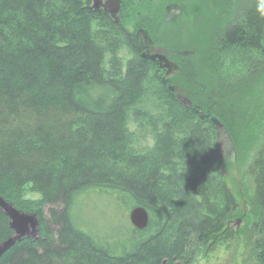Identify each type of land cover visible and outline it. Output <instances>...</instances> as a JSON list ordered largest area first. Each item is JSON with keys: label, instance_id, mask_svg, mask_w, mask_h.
Listing matches in <instances>:
<instances>
[{"label": "trees", "instance_id": "trees-1", "mask_svg": "<svg viewBox=\"0 0 264 264\" xmlns=\"http://www.w3.org/2000/svg\"><path fill=\"white\" fill-rule=\"evenodd\" d=\"M132 38L82 0H0V197L41 221L37 238L18 241L0 264H191L199 248L229 249L235 235L221 227L242 216L244 197L264 253V121L243 178L232 173L236 193L210 120L232 130L218 101L264 84V0H248L204 52L179 35L164 45L181 68L167 82ZM131 124L151 147L137 148ZM139 207L149 215L143 231L130 222ZM89 214L127 226L100 232L83 221ZM14 236L0 207V244Z\"/></svg>", "mask_w": 264, "mask_h": 264}, {"label": "rangeland", "instance_id": "rangeland-1", "mask_svg": "<svg viewBox=\"0 0 264 264\" xmlns=\"http://www.w3.org/2000/svg\"><path fill=\"white\" fill-rule=\"evenodd\" d=\"M180 1L183 3L185 12L181 25L178 27V35L180 38H184L185 42L192 43L200 53L206 51L207 46L214 43L218 36L223 35L230 26L239 21L240 14L248 0ZM119 57L124 63L131 60L133 57L125 44L124 47L120 46ZM231 61V59L227 60L226 63L230 64ZM160 76L163 77V72L160 73ZM163 78L165 79V77ZM258 80L261 82L260 79ZM259 82L255 80L253 84L246 86L245 90L236 93V95L231 94V96H229V102H222L219 100L218 104L215 106L219 109V112L227 116L226 121L232 127V130L227 129L226 132H220L219 137L217 133L215 152L218 154L217 149L219 148L221 150L220 156L221 161H223V169L229 174L227 177L231 180L230 186L236 193L239 190L236 181L232 178V173H235L234 178L237 177L238 174L236 173L238 169L241 178H243L251 159L249 151L254 145L253 138L257 137L259 134V126L261 125V121H264V84ZM130 129L133 133L140 134V139L137 143V148L139 150L152 146L149 132L143 131L141 133L133 124L130 125ZM218 138L220 139L218 140ZM217 143L219 147H217ZM239 155H241L242 158H240ZM230 167H234V170ZM37 197V195L30 196L31 199H36ZM95 202L96 210L98 208L97 203L100 202ZM239 207L243 212L242 216L233 218L231 221L228 220L227 223L223 224L221 227L223 233L232 231L235 235V241L230 243L229 249L217 248L215 250H209L211 253L207 255L203 247L202 249L199 248V250H197V255H194L193 259L192 256H190L192 259L191 264H264V253L258 250L256 244L259 238L258 218L254 215L253 209L247 198L244 197L241 199ZM22 214L34 216L27 213ZM100 214L101 212L98 214L96 213V215ZM125 214H127V212H125ZM46 215L49 217L47 219L50 220V214L47 212ZM91 216L90 214L85 215L86 218H83V221L86 223L87 220H91L95 227H99L100 232L106 231L110 234H117L121 226L120 223H125L127 226V218H122V220L111 219L109 227L107 228V226L104 225L105 220H101L100 216L99 218H94L92 214ZM37 222L39 226L37 224H35V226L37 225L39 229L41 221L36 217V223ZM103 225L106 227L105 230L100 227ZM32 226V224L29 225L30 235L37 230L36 227ZM191 252H195L194 247ZM9 263L11 264V261L7 264Z\"/></svg>", "mask_w": 264, "mask_h": 264}, {"label": "flooded vegetation", "instance_id": "flooded-vegetation-1", "mask_svg": "<svg viewBox=\"0 0 264 264\" xmlns=\"http://www.w3.org/2000/svg\"><path fill=\"white\" fill-rule=\"evenodd\" d=\"M82 3L90 14L105 19L111 28H120L128 36H134V42L143 47L141 56L146 50L138 32L146 30L154 44L149 56L165 55L179 65L164 45L178 44V27L185 12L180 0H82ZM162 72L165 82L180 73L166 77V70Z\"/></svg>", "mask_w": 264, "mask_h": 264}, {"label": "water", "instance_id": "water-1", "mask_svg": "<svg viewBox=\"0 0 264 264\" xmlns=\"http://www.w3.org/2000/svg\"><path fill=\"white\" fill-rule=\"evenodd\" d=\"M138 34L141 36L145 52L142 54V58L157 62L160 70H166V77H171L173 75H176L178 72L181 71L180 66L177 63H174L170 61L165 55L157 54L153 56H149L150 50L154 47L153 41L149 35V33L146 30H141L138 32ZM166 79V78H165ZM171 92H175V88H170ZM177 100L185 107H192V102L189 98L184 97L180 94L177 96ZM210 115V114H209ZM205 115L201 113V117L203 118ZM210 120L212 124L214 125L218 137L220 132L224 131L226 132L225 125L215 116L210 115ZM217 147H219V144L217 143ZM217 152L220 156L221 150L218 148ZM0 207L2 208L4 214L9 217L10 219V227L15 231V236L10 238L8 241L0 244V260L2 257L15 246V244L18 241H21L24 237L30 238L34 237L37 238L38 236V227L39 223H36V216H27L26 214H22L19 211H17L11 204L7 203L4 199L0 197ZM130 222L131 224L139 231L145 230L149 225V215L147 211L144 208H136L130 213ZM32 224V227H36L37 230L33 234H29V225ZM35 224H37L35 226Z\"/></svg>", "mask_w": 264, "mask_h": 264}, {"label": "bare ground", "instance_id": "bare-ground-1", "mask_svg": "<svg viewBox=\"0 0 264 264\" xmlns=\"http://www.w3.org/2000/svg\"><path fill=\"white\" fill-rule=\"evenodd\" d=\"M136 209V208H135Z\"/></svg>", "mask_w": 264, "mask_h": 264}]
</instances>
